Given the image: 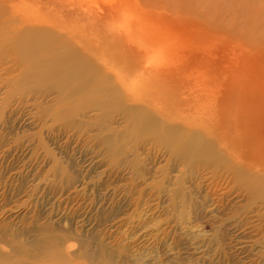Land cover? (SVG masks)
<instances>
[{
	"label": "rangeland",
	"instance_id": "374dc122",
	"mask_svg": "<svg viewBox=\"0 0 264 264\" xmlns=\"http://www.w3.org/2000/svg\"><path fill=\"white\" fill-rule=\"evenodd\" d=\"M0 264H264V0H0Z\"/></svg>",
	"mask_w": 264,
	"mask_h": 264
}]
</instances>
